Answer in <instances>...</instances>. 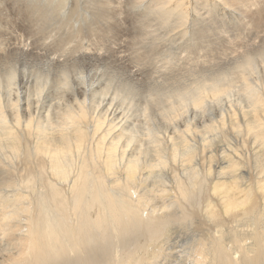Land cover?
Masks as SVG:
<instances>
[{
  "label": "clouds",
  "instance_id": "1",
  "mask_svg": "<svg viewBox=\"0 0 264 264\" xmlns=\"http://www.w3.org/2000/svg\"><path fill=\"white\" fill-rule=\"evenodd\" d=\"M0 264H264V0H0Z\"/></svg>",
  "mask_w": 264,
  "mask_h": 264
}]
</instances>
